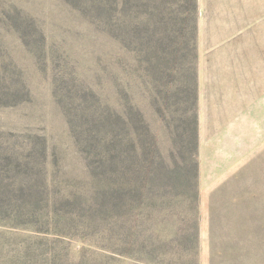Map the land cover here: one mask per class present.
<instances>
[{"label": "rangeland", "instance_id": "rangeland-1", "mask_svg": "<svg viewBox=\"0 0 264 264\" xmlns=\"http://www.w3.org/2000/svg\"><path fill=\"white\" fill-rule=\"evenodd\" d=\"M187 258L264 264V0H0V264Z\"/></svg>", "mask_w": 264, "mask_h": 264}, {"label": "trees", "instance_id": "trees-1", "mask_svg": "<svg viewBox=\"0 0 264 264\" xmlns=\"http://www.w3.org/2000/svg\"><path fill=\"white\" fill-rule=\"evenodd\" d=\"M187 167H188L187 170L189 171V173H191V181L195 182L196 181V177H197V162L196 161H192V159H191V165H188ZM194 237H195L194 240L196 242V240H197L196 231H195ZM187 255H190L189 252H188ZM186 257H188V256H186ZM185 261H186V263L184 262V264H197L196 261L194 262V260H191V259H188V258Z\"/></svg>", "mask_w": 264, "mask_h": 264}]
</instances>
